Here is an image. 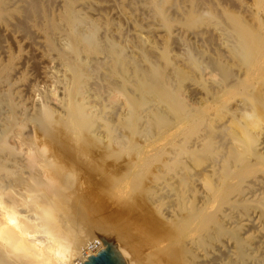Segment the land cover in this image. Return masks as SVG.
<instances>
[{"label":"rangeland","instance_id":"374dc122","mask_svg":"<svg viewBox=\"0 0 264 264\" xmlns=\"http://www.w3.org/2000/svg\"><path fill=\"white\" fill-rule=\"evenodd\" d=\"M13 1L16 0H0V10ZM56 1L33 0L36 9L31 13L28 3L19 0L18 11L12 15L0 12V107L7 104L17 122L22 119L17 116L24 108L27 113L30 111L35 85L42 86V90L48 87L52 95L58 89L57 96L60 95L59 87L41 78L44 66L49 65L48 56L44 55L46 43H50L48 36L44 39L47 31L60 26V31L66 32L63 7ZM63 1L71 5L88 2L83 16L96 28L104 50L133 58L125 70L115 63L109 67L113 79L136 74L138 63L155 84L149 94L141 95L147 100L160 99L162 109L165 105L167 108L149 119L146 138L137 136L133 120L127 118L130 128L119 129L126 139L120 145L111 142L107 128L111 120L116 123V116L110 115L113 108L133 106L131 98L127 100L126 95L119 93L132 88L133 80L113 87L102 80L103 76L92 78L87 88L96 95L102 109L81 119L76 114L82 108L75 102L81 100L77 89L82 82L76 78L63 101L64 106L68 105L67 112L51 104L54 112L45 125L47 206L51 214L58 210L63 220L60 234L68 239L80 231L93 238L101 234L113 243L126 264H173L175 259L170 256L175 253L173 242L179 233L178 225L166 218L165 190H160L158 197L154 190V184L166 178L159 167L165 157L160 149L177 128L181 131L175 134L195 136L203 127L205 111L212 112L219 101H227L230 108L239 104L237 118L244 112L253 113L250 121L241 118L246 126L264 123V0ZM193 28L200 32L197 37L190 33ZM136 30L147 35L148 41L142 40ZM190 83L192 88L187 90ZM234 83L237 87L231 88ZM110 92L114 98L108 101L104 97ZM90 123L92 127L99 125L101 133L88 134L85 128ZM26 125L24 133L35 127L32 122ZM214 126L210 123L211 129H217ZM234 131L235 125L229 124L223 133L233 137ZM215 134H220V130ZM224 151L222 159L228 166L223 176L229 170H238L232 167L234 153L227 148ZM210 158L207 148H201L193 152L187 165L206 163ZM254 166V175L264 174L263 164ZM202 179L208 184V176ZM196 203L195 200L192 205ZM250 230L246 227L241 233Z\"/></svg>","mask_w":264,"mask_h":264},{"label":"bare ground","instance_id":"6f19581e","mask_svg":"<svg viewBox=\"0 0 264 264\" xmlns=\"http://www.w3.org/2000/svg\"><path fill=\"white\" fill-rule=\"evenodd\" d=\"M16 1L2 7L0 12L6 16L12 15L17 10ZM24 1L28 3L29 11L34 13L36 6L33 0ZM150 2L156 3L157 0ZM56 3L63 7L66 32L60 31V26H57L45 33L44 39L48 36L50 40V43H46L44 53L48 56L49 65L44 66L41 78L43 82L59 87L60 95L57 96L58 89L56 95H52L48 87L42 90V86L35 85L33 92L36 94L28 107L30 111L27 113L24 108L17 116L22 117L18 122L15 121L16 116L7 109L6 103V106L0 107V264H82L88 261V257L100 252L83 255L81 250L92 236L84 234V231L75 233L71 239L61 235L59 228L63 220L58 210L51 214L52 210L47 206L46 183L49 172L43 155L45 125L54 112L51 104L67 112L68 105L64 106L63 101L76 78L81 80L83 86V89L82 86L77 89L81 100L75 102L82 108L76 114L81 119L100 113L102 109L95 100L96 95L87 88L92 78L103 76L102 80L113 87L119 86L120 82L133 80L132 88L119 90L123 96L126 95L127 100L131 98L133 106L124 104L125 108L115 107L111 111L110 115L116 116V123L111 120L107 128L108 135H112L111 142L124 144L126 139L119 129L130 128L127 118L133 120L137 136L146 138L145 125L149 119L166 111V105L162 109L160 99L147 100L141 95L142 92L149 94L148 90L153 89L155 84L141 71L138 63L136 74L133 72L128 76L123 75L121 79H113L109 67L115 63L120 70H125L133 58L128 59L127 54L121 52L113 55L114 52L104 50L96 28L83 16L86 14V2L77 1L76 5H71L58 0ZM136 32L142 40L148 41L147 35L140 34L138 30ZM190 33L197 37L200 32L193 28ZM126 52L129 53V50ZM192 85L190 83L185 88L191 89ZM230 87H237V83ZM111 95V92L107 93L104 98L112 100L114 96ZM238 107L239 104L230 108L227 101H219L211 108L212 112L205 111V122L195 136L175 134L181 131L177 128L174 135L166 137L162 144L160 150L165 157L158 165L165 171L166 178L156 180L154 190L157 197L160 190H165L168 203L166 218L178 225L179 233L173 242L175 253L170 256L174 257V262L177 259L175 264H264V174L254 175L257 170L255 163L264 165V123L251 121L247 126L244 125L241 118L249 119L253 113L244 112L241 118H237L235 114ZM29 122L34 123L35 127L24 133ZM210 123L220 130V134L213 135L217 129H211ZM229 124L235 125L236 135L233 137L223 133ZM92 125L90 123L85 128L88 134H100L101 127ZM146 142L144 140L142 143ZM201 148H207L211 160L188 166L187 161L193 152ZM224 148L234 153L232 167L238 170H229L223 176L222 172L228 166L227 161L222 159ZM204 176H208V184L202 181ZM227 189H231L230 192ZM195 200L197 203L192 205ZM257 206L258 210L255 209ZM214 219L217 221L214 222ZM208 220L212 223L208 224ZM246 227L251 229L250 232L241 233ZM213 232L217 233L214 235ZM222 235L225 238L220 237ZM96 237L103 241L102 249L105 248L109 242L106 236L98 234Z\"/></svg>","mask_w":264,"mask_h":264},{"label":"water","instance_id":"95a60500","mask_svg":"<svg viewBox=\"0 0 264 264\" xmlns=\"http://www.w3.org/2000/svg\"><path fill=\"white\" fill-rule=\"evenodd\" d=\"M103 242V241H102ZM104 245V244H103ZM111 241L96 256L88 257V261L82 264H126L122 256L114 249Z\"/></svg>","mask_w":264,"mask_h":264},{"label":"built area","instance_id":"2783aa9c","mask_svg":"<svg viewBox=\"0 0 264 264\" xmlns=\"http://www.w3.org/2000/svg\"><path fill=\"white\" fill-rule=\"evenodd\" d=\"M103 247V242L100 238L94 237L87 240L81 250L83 255H88L90 253H95L101 250Z\"/></svg>","mask_w":264,"mask_h":264}]
</instances>
